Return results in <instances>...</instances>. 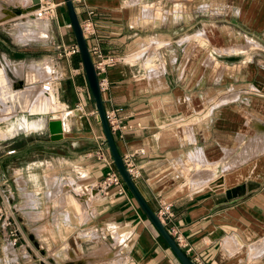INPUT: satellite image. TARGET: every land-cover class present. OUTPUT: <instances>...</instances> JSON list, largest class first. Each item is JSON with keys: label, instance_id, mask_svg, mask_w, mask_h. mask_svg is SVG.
I'll use <instances>...</instances> for the list:
<instances>
[{"label": "crops", "instance_id": "obj_1", "mask_svg": "<svg viewBox=\"0 0 264 264\" xmlns=\"http://www.w3.org/2000/svg\"><path fill=\"white\" fill-rule=\"evenodd\" d=\"M54 4L44 38L0 16L16 47L10 58L0 40V264H180L126 189L82 193L107 171L95 149L111 157L81 63L62 55L75 42L63 1ZM72 4L79 23L92 12L87 49L114 59L101 100L117 110L123 128L111 135L121 157L132 154L147 206H169L163 227L182 234L193 264H264V145L256 154L244 145L251 133L264 141V0ZM41 91L60 106L58 138L52 113L30 114ZM17 94H27L21 105L10 101ZM21 114L38 128L9 134L4 119Z\"/></svg>", "mask_w": 264, "mask_h": 264}, {"label": "built area", "instance_id": "obj_2", "mask_svg": "<svg viewBox=\"0 0 264 264\" xmlns=\"http://www.w3.org/2000/svg\"><path fill=\"white\" fill-rule=\"evenodd\" d=\"M72 2H80L81 0H71ZM57 7L56 4L52 0H29L26 6L24 7L21 15L25 16L28 21L35 23L38 21H42L45 19H51L54 17V10ZM92 12H87V18L79 23L80 30L82 33L83 38H88L93 35L92 24L90 21V16ZM66 28L70 29L69 24L65 26ZM77 53L76 45H70L69 47L64 48L62 55L63 56H71ZM88 54L97 77V83L99 92L102 93L106 89V82L105 78L102 77L106 68L110 67L114 63V59L110 56H105L101 53L99 46L96 43L91 44L90 48L88 49ZM49 86L43 85L41 89L47 91ZM105 120L109 127L111 133L115 132L116 130H120L123 127L120 126V121L117 115L116 109H109L104 110ZM102 147H97L94 151V156L105 163L107 166V171L100 182L94 184L92 187H88L82 193H87L90 196L98 195L99 193L107 192L110 188H115L118 194L125 192V187L123 186L120 177L118 176L117 172L115 171L111 161H109V157L106 156L105 150ZM139 151L138 153H140ZM12 151H9L8 154H11ZM122 164L129 175L130 178L136 179L138 176V171L136 166L133 164L132 161V154H127L121 157ZM158 220L164 225V222L168 220L171 216L169 211V206L166 204H161L159 209L155 213ZM168 235L172 238L175 245L182 251L184 250L187 252L189 247L185 243V240L182 234L176 230L174 227L166 229ZM12 232V239L11 244L15 245L18 242L17 236L14 235L15 231ZM121 264H135L129 259L123 258L121 259Z\"/></svg>", "mask_w": 264, "mask_h": 264}, {"label": "water", "instance_id": "obj_3", "mask_svg": "<svg viewBox=\"0 0 264 264\" xmlns=\"http://www.w3.org/2000/svg\"><path fill=\"white\" fill-rule=\"evenodd\" d=\"M65 6V11L68 18V24L70 26L73 39L77 48V53L79 55L81 67L86 80L87 88L93 101L95 110V120L100 125L104 142L106 144L107 150L111 157L112 164L115 171L121 179V182L125 189L130 193L141 212L149 220L155 230L158 232L160 237L166 243L168 248L171 250L172 254L175 256L180 264H193L186 255L175 245L172 238L168 235L166 229L163 227L162 223L158 220L155 213L147 206L145 197L135 182L134 179L130 178L127 174L121 160V156L117 151V147L107 125L104 115L103 103L101 100V93L99 92L97 77L95 75L88 49L85 44V40L82 36L79 21L77 19L76 13L73 8L71 0H63ZM47 128L50 136L58 138L61 133L60 122L58 120H50L47 123Z\"/></svg>", "mask_w": 264, "mask_h": 264}, {"label": "bare ground", "instance_id": "obj_4", "mask_svg": "<svg viewBox=\"0 0 264 264\" xmlns=\"http://www.w3.org/2000/svg\"><path fill=\"white\" fill-rule=\"evenodd\" d=\"M29 0H27L26 4L28 3ZM53 1V0H52ZM0 10L1 12L4 13V20H9L8 22L5 23L6 27H11V26H17L16 29L20 32V35L22 36L24 32H26V35L32 34V26L35 24L33 23L31 25V23L28 21L27 18H25V16L21 15V7L20 9L18 8H14V9H9L7 7L1 6L0 5ZM11 21V22H10ZM16 24V25H15ZM23 24H25V26H23ZM30 24V25H29ZM21 25V26H20ZM40 25V24H39ZM20 26V27H18ZM43 26V25H42ZM36 27V26H35ZM41 31V30H39ZM256 49H258V47H255ZM261 50V49H260ZM35 65V64H34ZM18 66V65H17ZM37 66V65H36ZM31 67V66H29ZM18 68L20 69V67H15L13 66L11 69L16 72V69L18 70ZM33 68V67H32ZM31 68V71H32ZM30 69V68H29ZM34 71V70H33ZM30 72V71H29ZM27 72V74L29 73ZM36 72V70H35ZM32 73V72H31ZM34 75V74H33ZM29 76H32L29 74ZM39 76V75H37ZM34 78V77H33ZM32 78V79H33ZM38 80V77H36ZM36 78H34L36 80ZM33 79V81H34ZM27 82H29L30 79H28L27 77ZM6 87V86H5ZM51 89V88H50ZM47 90H49V88H47ZM46 94V93H44ZM10 101H16L19 104L20 101V97L18 95H11L10 97ZM46 111L48 112V114H50V116H52V118L54 117V119L56 118V120L59 119V115L57 113H55V111L57 109H60V106L56 105V103L54 104V102L52 103L50 101V98L47 97V103H46V107H45ZM32 114H38V111L36 110V107L33 108L32 112L30 113ZM5 123H4V129L9 132V134L13 135L15 133H18L20 129L24 130V131H28V130H32V129H36L38 128V123L36 120V116L34 115V117H30V118H26L25 116H15L12 119H4ZM8 120V121H6ZM21 130V131H22ZM86 189V188H85ZM91 197V196H90ZM121 259V258H120Z\"/></svg>", "mask_w": 264, "mask_h": 264}, {"label": "rangeland", "instance_id": "obj_5", "mask_svg": "<svg viewBox=\"0 0 264 264\" xmlns=\"http://www.w3.org/2000/svg\"><path fill=\"white\" fill-rule=\"evenodd\" d=\"M14 5L13 6H7L8 8H10V9H14V8H18V9H20V7H21V5H23V4H26V2H27V0H10ZM58 1H60V2H62L63 0H56V1H54L53 0V2L55 3H57ZM221 1H223V0H219V2H221ZM16 4V5H15ZM63 6V5H62ZM61 6V7H62ZM58 12V9L56 8V13ZM0 16H3L4 17V13L3 12H0ZM2 18V17H1ZM11 22V21H10ZM40 24V25H39ZM16 25V24H15ZM30 25V24H29ZM43 25V26H42ZM21 26V25H20ZM20 26H18V27H20ZM23 26H25V24H23ZM36 26V27H35ZM15 27H17V26H15ZM32 28L34 29V30H32L33 32H32V34H34V35H36V36H39V37H41V38H44L45 37V35H46V33H45V25H44V23L42 22V21H38V22H35V24L32 26ZM35 28H36V30H35ZM39 30H41V31H39ZM4 32H5V30H4ZM71 34H72V32H71ZM30 35V34H29ZM8 36V35H7ZM0 40H3V42H4V44H5V46H7V48H9V50H11V53H9V56H10V58H12V57H16V54H15V52L13 51V50H15L16 49V47L14 46V45H12L13 43H11V41H10V39H8V37H6V35L3 33V31L2 30H0ZM252 43H254L253 41H251ZM255 44V43H254ZM258 53V52H257ZM44 65L46 64V66L44 67L45 69L43 70V75H42V81H43V84L42 85H40V86H43V85H47L48 86V83L46 82V81H48V78H50V76H49V73H48V65H47V63L46 62H44L43 63ZM17 76H21V69H19L18 68V70L16 69V72H14ZM41 81V82H42ZM41 82H39V83H41ZM35 87V86H34ZM33 87V88H34ZM49 88V87H48ZM23 89H25V90H32V89H29V88H23ZM12 90H14V89H12ZM19 90H21V89H19ZM34 90V89H33ZM42 90V89H41ZM15 92H19V91H15ZM17 95H19V97L20 96H22L23 97V100H22V102L20 103V105L21 104H23L24 102H25V100L27 99V94L25 95V94H17ZM46 100H47V97L44 95V92L43 91H41L36 97H35V100H34V102L32 103V105H31V107H30V113L32 112V110H33V108H35L36 107V109L39 107L40 108V110H42V109H44L45 108V103H46ZM41 113V112H40ZM66 114L67 113H65V115H64V117L66 116ZM40 115V114H39ZM63 117V118H64ZM252 132V131H251ZM256 138V139H253L254 141H252L251 139L252 138ZM259 137L258 136H255V135H253L252 133H251V135H250V138L248 139V141L247 142H245V146H247L246 147V150H248L249 149V151L248 152H250V154H251V152H252V154H256V153H258L257 152V148H259V147H261L262 145H264V141L262 140H260V139H258ZM260 141H261V143H260ZM245 148V147H244ZM254 150H256V151H254ZM8 245H11V242L9 243L8 242ZM27 252L26 251H24L21 255H25ZM108 253L110 254L111 252L110 251H108ZM12 256H14L13 254H12ZM105 264H107V262H105Z\"/></svg>", "mask_w": 264, "mask_h": 264}, {"label": "trees", "instance_id": "obj_6", "mask_svg": "<svg viewBox=\"0 0 264 264\" xmlns=\"http://www.w3.org/2000/svg\"><path fill=\"white\" fill-rule=\"evenodd\" d=\"M76 56V60H78L80 62V59H79V55L78 53L74 54Z\"/></svg>", "mask_w": 264, "mask_h": 264}]
</instances>
